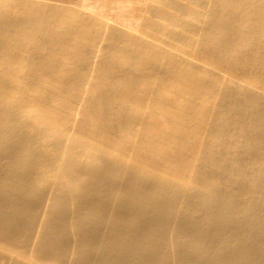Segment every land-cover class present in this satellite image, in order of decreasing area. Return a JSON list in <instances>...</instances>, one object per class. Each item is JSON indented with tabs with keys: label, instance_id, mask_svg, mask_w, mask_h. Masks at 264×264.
<instances>
[{
	"label": "bare ground",
	"instance_id": "6f19581e",
	"mask_svg": "<svg viewBox=\"0 0 264 264\" xmlns=\"http://www.w3.org/2000/svg\"><path fill=\"white\" fill-rule=\"evenodd\" d=\"M0 264H264V0H0Z\"/></svg>",
	"mask_w": 264,
	"mask_h": 264
}]
</instances>
